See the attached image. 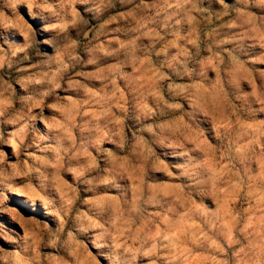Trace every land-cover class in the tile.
Returning <instances> with one entry per match:
<instances>
[{
	"label": "clouds",
	"instance_id": "obj_1",
	"mask_svg": "<svg viewBox=\"0 0 264 264\" xmlns=\"http://www.w3.org/2000/svg\"><path fill=\"white\" fill-rule=\"evenodd\" d=\"M0 264H264V0H0Z\"/></svg>",
	"mask_w": 264,
	"mask_h": 264
}]
</instances>
